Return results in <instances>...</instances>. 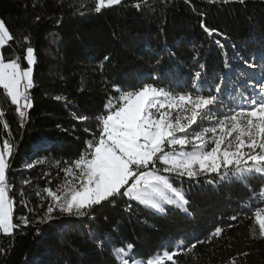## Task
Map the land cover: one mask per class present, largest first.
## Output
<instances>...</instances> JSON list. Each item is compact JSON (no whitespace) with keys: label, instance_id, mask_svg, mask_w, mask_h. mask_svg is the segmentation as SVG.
<instances>
[{"label":"trees","instance_id":"1","mask_svg":"<svg viewBox=\"0 0 264 264\" xmlns=\"http://www.w3.org/2000/svg\"><path fill=\"white\" fill-rule=\"evenodd\" d=\"M139 2L121 0L96 12V0H0V19L13 36L0 49L5 60L20 57L23 64L28 46L36 57L33 107L26 109L23 127L0 88V110L10 129L0 121V143L9 139L14 145L7 172L14 222L21 216L33 222L11 236L0 234V264H120L121 248L129 262L146 264L170 242L174 248L179 240L206 241L217 226L222 235L177 255L179 264H264V238L254 216L264 207V174L170 177L186 193L188 213L172 205L156 212L124 197L86 216L56 211L47 223H36L50 199L43 189L64 183L61 169L97 131L94 117L116 95L114 84L137 85L143 77L179 92L191 90L199 71L205 92L222 84L220 98L236 107L251 86L264 83V0H146L134 7ZM202 24L217 32L210 36ZM82 115L89 120L75 118Z\"/></svg>","mask_w":264,"mask_h":264},{"label":"snow or ice","instance_id":"2","mask_svg":"<svg viewBox=\"0 0 264 264\" xmlns=\"http://www.w3.org/2000/svg\"><path fill=\"white\" fill-rule=\"evenodd\" d=\"M210 2L215 3L216 0ZM120 3L121 0H96L94 10L100 12ZM142 3L146 0H140L134 7L140 8ZM202 27L210 36L217 32L203 24ZM11 40L12 34L5 21L0 19V49ZM24 40L28 41V37L25 36ZM25 52L27 66L22 67L20 57L6 62L0 51V88L16 106L21 127L26 109L33 107L29 90L34 86L32 65L36 63L33 47H26ZM104 60H109V57L105 56ZM244 63L248 64V61ZM248 66L252 67L251 64ZM200 78L201 72L198 71L191 90L179 92L157 82H146L143 77L137 85L122 87L114 84L116 95H110L104 111L94 117L97 131L86 141V147L78 158L65 162L68 166L61 169L65 174L64 183L55 190L51 187L43 189L45 199H50L44 215L36 223H47L56 211L86 216L103 202L114 205L118 198L124 197L156 212L162 213L165 205H172L188 213L186 193L175 187L170 177L194 179L215 173L224 179L229 174L240 178L245 174H264V83L257 81L251 86L250 94L241 95L243 103L232 107L220 98L222 84H216L205 92ZM149 79L157 80L153 76ZM4 116V111L0 110V121ZM75 118L81 122L89 120L86 115ZM205 121H211V126H204ZM3 128L10 131L6 121H3ZM85 131L89 129L85 128ZM187 146L192 150L187 151ZM13 150L14 145L9 139L0 143V234L6 236L33 223L25 216L14 222V199L9 195L7 177ZM26 166L33 167L32 164ZM22 183L29 184L30 181ZM36 195L39 196L40 192ZM126 210H132L130 204ZM254 216L259 225V235L264 238V207L257 208ZM230 219L236 220L237 217L234 215ZM222 232L221 227H215L206 241L220 237ZM206 241L197 238L195 242L186 244L179 240L174 242V248L170 242L162 253L148 258L146 264H179L177 255L184 251L192 252L198 244ZM126 247L130 250L133 245ZM3 251L0 248V252ZM124 251L121 248L116 255L120 256V264H129L122 255ZM241 255L247 256L248 253Z\"/></svg>","mask_w":264,"mask_h":264},{"label":"rangeland","instance_id":"3","mask_svg":"<svg viewBox=\"0 0 264 264\" xmlns=\"http://www.w3.org/2000/svg\"><path fill=\"white\" fill-rule=\"evenodd\" d=\"M25 55H26V53H25ZM6 62H7V60H5ZM22 64V63H21ZM24 66H27V62H26V60L24 59V63L22 64V67H24ZM33 66V65H32ZM192 150V149H191ZM129 264H141V261L140 260H135V261H133V262H129Z\"/></svg>","mask_w":264,"mask_h":264}]
</instances>
